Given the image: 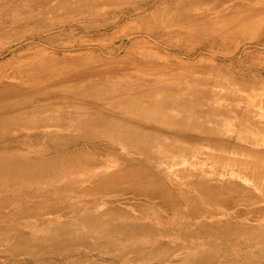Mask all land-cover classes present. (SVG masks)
Returning <instances> with one entry per match:
<instances>
[{
  "label": "rangeland",
  "instance_id": "rangeland-1",
  "mask_svg": "<svg viewBox=\"0 0 264 264\" xmlns=\"http://www.w3.org/2000/svg\"><path fill=\"white\" fill-rule=\"evenodd\" d=\"M0 159V264H264V0H0Z\"/></svg>",
  "mask_w": 264,
  "mask_h": 264
},
{
  "label": "bare ground",
  "instance_id": "bare-ground-1",
  "mask_svg": "<svg viewBox=\"0 0 264 264\" xmlns=\"http://www.w3.org/2000/svg\"><path fill=\"white\" fill-rule=\"evenodd\" d=\"M50 169V163H46V161L44 160L0 159V175H8L7 177H14V174L15 176L21 174L35 175L38 173H45ZM137 190L138 194H140V196L143 198L144 203L148 207H156L158 204H162L165 206L163 207L165 211H174V213L177 212L172 208V203L179 197L175 196L172 192L147 189ZM182 194H184V197L186 196L185 192H182ZM101 229L104 231H110L111 229H116V227L114 223L111 225L103 224V226H101Z\"/></svg>",
  "mask_w": 264,
  "mask_h": 264
}]
</instances>
